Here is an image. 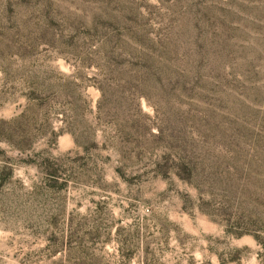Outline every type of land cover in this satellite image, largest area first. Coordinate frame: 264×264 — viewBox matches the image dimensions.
Instances as JSON below:
<instances>
[{
  "label": "rangeland",
  "instance_id": "1",
  "mask_svg": "<svg viewBox=\"0 0 264 264\" xmlns=\"http://www.w3.org/2000/svg\"><path fill=\"white\" fill-rule=\"evenodd\" d=\"M0 264H264V0H0Z\"/></svg>",
  "mask_w": 264,
  "mask_h": 264
},
{
  "label": "trees",
  "instance_id": "2",
  "mask_svg": "<svg viewBox=\"0 0 264 264\" xmlns=\"http://www.w3.org/2000/svg\"><path fill=\"white\" fill-rule=\"evenodd\" d=\"M0 176H1V173H0Z\"/></svg>",
  "mask_w": 264,
  "mask_h": 264
}]
</instances>
